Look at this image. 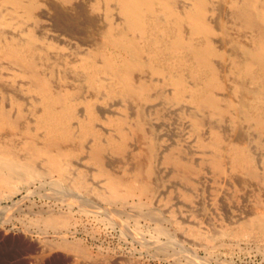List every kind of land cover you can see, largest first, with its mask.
Segmentation results:
<instances>
[{
    "label": "rangeland",
    "instance_id": "1",
    "mask_svg": "<svg viewBox=\"0 0 264 264\" xmlns=\"http://www.w3.org/2000/svg\"><path fill=\"white\" fill-rule=\"evenodd\" d=\"M41 1L37 22L14 19L8 15L11 8H3L0 17L4 16L9 26L0 28L3 35L0 44L12 39L24 42L28 32L34 30L39 37L36 46L42 71L55 87L77 91L75 98L81 99L77 102L79 120L88 117L85 106L90 102L94 103L98 114L96 127L102 130V142L119 137L115 126L119 120H124L127 133L129 130L133 133L129 132L128 148L123 154L112 150L104 152L107 169L120 176H130L134 166L150 163L152 173L147 180L152 185V193L123 203L105 200L106 177L99 175V168L89 159L94 139L88 138L81 145L75 142L71 147L76 154L68 159L66 176L53 173L41 177L30 191L22 190L11 198L0 193V264H264V240L258 237L256 240L252 235L242 239L233 235L242 219L251 218L264 205V182L247 172L233 171L228 158L224 160L226 168L216 171L211 164L215 151L202 147L199 142L209 139L212 129L219 131L227 141L236 138L250 149L262 172L264 134L257 133L249 123H234L230 116L208 117L191 104L172 102L167 97L172 87L163 83V77L151 73L142 77L155 84L151 92L153 102L148 105L130 99L108 98L105 91L86 83L78 65L101 42L109 24L106 6L101 3V10H96V1L100 0H74L67 5L63 0ZM188 3L180 1L181 6ZM112 8L113 17L116 16L119 23L114 3ZM231 32L232 36H239L236 30ZM226 42L225 38H218V45L225 44L230 50L231 43L226 45ZM218 63L228 68L229 62ZM20 70L0 57V106L9 109L15 117L20 115L21 129L31 127L40 141L43 133L35 130L39 97L29 91V81L19 74ZM227 86L232 87L229 79ZM194 113L204 119L200 130L193 127ZM140 116L146 122L145 135L133 131ZM79 120L75 122L76 132ZM4 133L0 132V145L10 143L20 151L28 140L23 132ZM151 140L157 152L149 160L146 152ZM169 149L191 164L193 171L184 174L173 164H167L164 157ZM23 152L19 153L22 157ZM36 166L46 169L42 159ZM81 174L87 185L80 190L74 182ZM49 215L68 219V225L58 229L46 227L44 218ZM64 240L78 241L88 248L91 258L59 249Z\"/></svg>",
    "mask_w": 264,
    "mask_h": 264
},
{
    "label": "bare ground",
    "instance_id": "2",
    "mask_svg": "<svg viewBox=\"0 0 264 264\" xmlns=\"http://www.w3.org/2000/svg\"><path fill=\"white\" fill-rule=\"evenodd\" d=\"M73 1L62 2L67 5ZM180 1H96V10L100 9L101 3L106 6L109 24L96 49L78 62L86 83L96 90L105 91L110 99H130L148 105L153 102L151 92L155 84L142 77L145 73H151L163 77V83L172 87L171 94L167 93L172 102L191 104L204 114L207 113L208 117L223 119L230 116L234 123H249L257 133L264 134V0H186L189 2L186 6H181ZM112 3L120 16L119 23L114 18L116 16L113 17ZM41 6V0H0V14L3 8L9 7L11 10L8 15L12 18L37 22ZM7 21L4 16L0 17V28L9 26ZM231 30H236L239 36H232L234 33ZM2 36L0 30V40ZM219 37L230 42L232 48L228 50L225 44L223 47L218 45ZM38 40L36 32L31 30L24 42L12 39L0 44V57L20 67L19 74L29 81V91L39 97L40 109L35 114V130L43 133L38 141V135L30 130L31 127L21 129L20 115L15 117L9 109L0 106V132H23L28 137L21 148L25 152L23 157L15 145H0L1 195L8 194L7 198H11L22 190L30 191L37 180L53 173L66 176L68 159L76 154L71 145L75 142L81 145L88 138H93L89 159L99 168V175L106 177L105 200L123 203L137 196H149L152 193V185L147 180L152 173L150 163L147 166H134L130 176L111 173L105 165L103 157L106 150L123 154L128 148L130 130L128 133L125 131L124 120L114 121L119 137L102 142V130L100 132L96 127L98 114L94 103L85 104L88 117L79 120L77 102L81 99L76 100L77 91L55 87L50 77L42 71L36 46ZM218 61L229 62L228 68L224 69ZM228 79L232 82L231 89L227 86ZM77 120L78 132L75 126ZM137 120L133 131L145 135L146 122L141 116ZM192 123L195 130H200L205 124L204 119L196 114ZM199 142L202 147L215 151L211 156V164L216 171L222 172L226 168L224 160L228 158L233 171L247 172L249 176L264 182V169L262 172L258 169L255 156L244 142L236 138L227 141L216 129H212L209 139L203 138ZM225 145L227 147H223ZM156 147L153 140L148 142L146 154L149 160L157 152ZM40 159L46 169L41 170L36 166ZM164 161L173 164L184 174L193 171V166L175 156L171 149L165 152ZM74 185L80 190L85 188L87 181L83 174L75 179ZM44 221L50 229L68 225V219L57 215H49ZM192 231L195 235L194 228ZM233 235L239 239L252 235L264 240V205L251 218L242 219ZM58 248L75 252L82 258H91L88 248L78 241L64 240Z\"/></svg>",
    "mask_w": 264,
    "mask_h": 264
}]
</instances>
